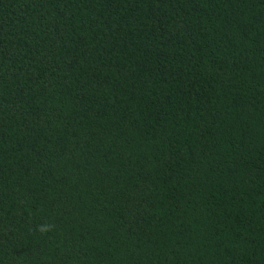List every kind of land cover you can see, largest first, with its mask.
I'll use <instances>...</instances> for the list:
<instances>
[{
	"label": "trees",
	"instance_id": "16d2710c",
	"mask_svg": "<svg viewBox=\"0 0 264 264\" xmlns=\"http://www.w3.org/2000/svg\"><path fill=\"white\" fill-rule=\"evenodd\" d=\"M0 264H264V0H0Z\"/></svg>",
	"mask_w": 264,
	"mask_h": 264
},
{
	"label": "clouds",
	"instance_id": "9594fccd",
	"mask_svg": "<svg viewBox=\"0 0 264 264\" xmlns=\"http://www.w3.org/2000/svg\"><path fill=\"white\" fill-rule=\"evenodd\" d=\"M45 230H47V229H45Z\"/></svg>",
	"mask_w": 264,
	"mask_h": 264
}]
</instances>
